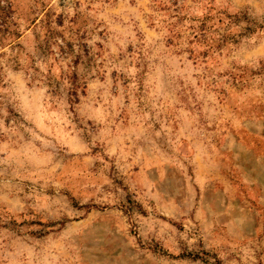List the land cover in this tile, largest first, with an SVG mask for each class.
Masks as SVG:
<instances>
[{"label": "rangeland", "instance_id": "1", "mask_svg": "<svg viewBox=\"0 0 264 264\" xmlns=\"http://www.w3.org/2000/svg\"><path fill=\"white\" fill-rule=\"evenodd\" d=\"M0 264H264V0H0Z\"/></svg>", "mask_w": 264, "mask_h": 264}]
</instances>
